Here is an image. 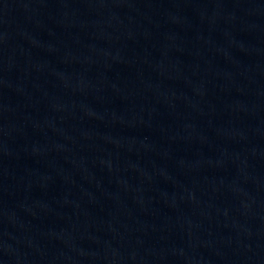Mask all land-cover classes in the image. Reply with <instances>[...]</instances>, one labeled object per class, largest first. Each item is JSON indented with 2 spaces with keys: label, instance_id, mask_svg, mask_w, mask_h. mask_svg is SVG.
<instances>
[{
  "label": "water",
  "instance_id": "95a60500",
  "mask_svg": "<svg viewBox=\"0 0 264 264\" xmlns=\"http://www.w3.org/2000/svg\"><path fill=\"white\" fill-rule=\"evenodd\" d=\"M0 264H264V0H0Z\"/></svg>",
  "mask_w": 264,
  "mask_h": 264
}]
</instances>
